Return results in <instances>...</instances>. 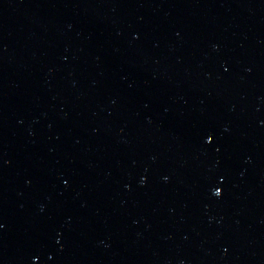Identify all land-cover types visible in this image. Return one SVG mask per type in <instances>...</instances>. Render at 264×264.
Returning <instances> with one entry per match:
<instances>
[{"label": "water", "instance_id": "95a60500", "mask_svg": "<svg viewBox=\"0 0 264 264\" xmlns=\"http://www.w3.org/2000/svg\"><path fill=\"white\" fill-rule=\"evenodd\" d=\"M0 264H264V0H0Z\"/></svg>", "mask_w": 264, "mask_h": 264}]
</instances>
